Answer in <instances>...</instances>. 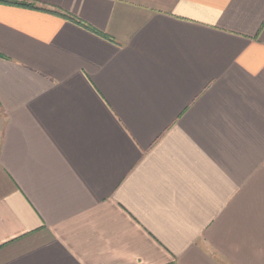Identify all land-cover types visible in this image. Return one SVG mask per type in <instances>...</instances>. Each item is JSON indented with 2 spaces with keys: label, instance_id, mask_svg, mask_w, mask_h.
<instances>
[{
  "label": "crops",
  "instance_id": "1",
  "mask_svg": "<svg viewBox=\"0 0 264 264\" xmlns=\"http://www.w3.org/2000/svg\"><path fill=\"white\" fill-rule=\"evenodd\" d=\"M0 1V264H264V0Z\"/></svg>",
  "mask_w": 264,
  "mask_h": 264
},
{
  "label": "trees",
  "instance_id": "2",
  "mask_svg": "<svg viewBox=\"0 0 264 264\" xmlns=\"http://www.w3.org/2000/svg\"><path fill=\"white\" fill-rule=\"evenodd\" d=\"M1 3H5L4 1H0ZM20 5H22V6H26V7H30V6H28L27 4H20Z\"/></svg>",
  "mask_w": 264,
  "mask_h": 264
}]
</instances>
